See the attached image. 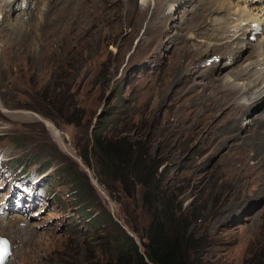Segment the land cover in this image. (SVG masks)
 Listing matches in <instances>:
<instances>
[{
	"label": "rangeland",
	"instance_id": "obj_1",
	"mask_svg": "<svg viewBox=\"0 0 264 264\" xmlns=\"http://www.w3.org/2000/svg\"><path fill=\"white\" fill-rule=\"evenodd\" d=\"M203 2L148 0L147 8L142 0L6 2L0 14V203L13 207L0 216V238L12 245L6 264H103L114 253L118 225L143 249L141 203L122 191L111 194L94 158L91 166L81 159L93 148L96 125L110 138L141 140L164 161L168 193L185 212L197 213L192 229L204 264H264V96L258 87L251 90L247 101L254 105L240 114L241 93L224 85L256 60L260 41L246 48L235 41L229 53H243L225 67L224 45L203 51L201 37L218 6ZM59 88L62 102L79 99L72 112L83 115L82 125L32 109L48 107L44 97ZM21 157L31 161L15 170L12 159ZM46 161L51 166L42 173ZM60 167L70 171L59 177ZM6 174L34 177L25 181L29 188H18ZM74 181L88 190L81 205Z\"/></svg>",
	"mask_w": 264,
	"mask_h": 264
},
{
	"label": "trees",
	"instance_id": "obj_2",
	"mask_svg": "<svg viewBox=\"0 0 264 264\" xmlns=\"http://www.w3.org/2000/svg\"><path fill=\"white\" fill-rule=\"evenodd\" d=\"M61 92L62 89L59 88L44 97L49 108L38 105L32 109L56 122L82 125L83 115L72 112L78 108L79 99L74 100L73 97L69 102H62ZM80 156L88 166H91V157L94 158L101 181L111 194L122 191L132 201L141 203L140 208L146 213L147 222L141 237L143 249L133 236L118 225L121 233L112 239L114 253L103 264H204L200 256L198 236L192 229L193 218L197 217V213L193 208L191 212H185L181 202L170 196L164 179L165 170L162 168L164 161L156 153L141 140L129 137L110 138L104 134L100 125H96L93 129V148L80 153ZM30 161L21 157L10 162L18 170L24 169ZM41 166H45L42 173L46 172L51 166L50 161ZM2 167L12 168L7 162ZM57 170L61 172L59 177L70 171L69 167ZM33 177L34 175H29V180ZM74 184L79 197L84 196V200L80 201L81 205L87 200L85 196L88 190L81 181H74ZM57 201L59 202L58 199ZM105 216L113 220L111 213ZM91 219L98 228V218L95 216ZM130 227L133 232L140 233L139 227Z\"/></svg>",
	"mask_w": 264,
	"mask_h": 264
},
{
	"label": "bare ground",
	"instance_id": "obj_3",
	"mask_svg": "<svg viewBox=\"0 0 264 264\" xmlns=\"http://www.w3.org/2000/svg\"><path fill=\"white\" fill-rule=\"evenodd\" d=\"M7 1L10 2L12 0H0V14L4 10L3 7ZM30 1L31 0H27V3L28 5L30 4V6H32ZM203 1L204 2L202 3V6L206 5L207 3L208 4L212 3L211 0H203ZM213 1H215L216 4H211V5H218V6L213 9L214 12L212 11L213 13H216V16L213 14L214 16L211 15L209 17V20L211 22V27L208 30L205 29L206 39L201 37V40H205L202 42H205V46H206V49L203 51L215 50V47L217 45L220 46L224 45L226 56L228 55L227 57L228 59L225 61L226 63H224V66L227 67L229 65L235 64L237 55L240 56L243 53L241 52L238 53L237 55H235L234 53H229L230 50L229 46L236 45L235 41H240L242 45H244V48L250 46L252 47L255 42H251V41H255L256 39L258 40V43L260 41V44L259 46L257 45L258 48L256 49L257 52L256 60H253L246 65L249 66V68L245 71L244 70L240 71L237 75L235 74L236 76L234 75V77L230 76L224 82V85L227 87V89L230 92L241 93L242 101H243L242 105L244 106V109L243 111L240 110L239 113L244 114L247 108H250L254 105V103H248L247 101V94L251 90L258 87L259 89L262 90L261 93L262 96H264V31L260 33L258 38H253L254 36L259 34V32L254 33L253 32L254 30L258 28L264 30V5H262L259 2V0H213ZM142 4L143 7L147 8L148 0H142ZM218 13H223V14L219 15ZM200 36H202V34ZM192 38L193 37L191 36V39ZM214 69L216 71L218 68L215 66ZM208 75L210 77H214L212 76L211 71L209 72ZM217 79L218 78H215V80ZM233 109L234 111H236L235 107H233ZM28 114L30 115L33 114L37 118H40L39 115H36L34 113L29 112ZM251 122H253V119L251 120ZM46 124L50 128V130H52L58 136V138L61 136V132L57 129V127L53 123L46 121ZM2 215H4V213L0 211V216Z\"/></svg>",
	"mask_w": 264,
	"mask_h": 264
},
{
	"label": "water",
	"instance_id": "obj_4",
	"mask_svg": "<svg viewBox=\"0 0 264 264\" xmlns=\"http://www.w3.org/2000/svg\"><path fill=\"white\" fill-rule=\"evenodd\" d=\"M1 250H3L4 253L2 254V256L0 258V264H3L10 255V250H9L8 244L0 243V251Z\"/></svg>",
	"mask_w": 264,
	"mask_h": 264
}]
</instances>
